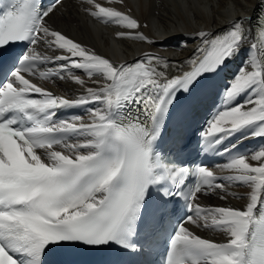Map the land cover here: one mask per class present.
Returning a JSON list of instances; mask_svg holds the SVG:
<instances>
[{
	"label": "snow or ice",
	"instance_id": "1",
	"mask_svg": "<svg viewBox=\"0 0 264 264\" xmlns=\"http://www.w3.org/2000/svg\"><path fill=\"white\" fill-rule=\"evenodd\" d=\"M81 4L88 5L82 10L91 17L128 30L118 32V38L154 46L172 43L174 37L180 48L195 47L188 58L178 62L145 52L131 63L115 64L50 23L63 0H56L44 11L35 0H8L0 13V48L20 41H29L30 47L12 78L0 87V130L4 132L0 147L4 165L0 170V264H19L10 253L25 254L39 264L50 243L82 242L99 247L115 242L128 247L122 233L135 220L146 189L169 178L168 168L152 159L158 116L167 114L178 89L187 91L197 77L215 70L245 44L254 55L235 76L226 95L233 99L255 88L257 98L220 112L202 135L218 143L254 122L264 125V63L255 55L256 51L264 53V25L254 35L249 16L244 15L230 21L229 30L220 34L204 30L171 38L163 34V41H157L140 32V22L125 12L98 0H81ZM38 64L55 67L40 71ZM75 69L83 70L96 87L87 86ZM26 77L52 83L71 81L84 91L74 98L57 95ZM89 103L100 106L89 109L87 118L53 120L57 108ZM127 104L139 105L147 123H141L140 117L122 125L113 121L111 111ZM8 112L24 113L32 125L14 128L15 120L4 119ZM41 113L44 118L37 119ZM61 133L84 139L69 143L58 138ZM255 134L264 135V126ZM218 167L231 173L222 177L228 183H217L214 170L205 166L194 170L198 183L186 194L192 215L178 225L166 264H264V149ZM157 168H163V174H157ZM187 172L180 170L182 176ZM236 182L250 188L241 207L199 203L201 195L225 199L229 185ZM188 224L219 231L226 240L202 238L189 230Z\"/></svg>",
	"mask_w": 264,
	"mask_h": 264
},
{
	"label": "bare ground",
	"instance_id": "2",
	"mask_svg": "<svg viewBox=\"0 0 264 264\" xmlns=\"http://www.w3.org/2000/svg\"><path fill=\"white\" fill-rule=\"evenodd\" d=\"M259 0H122V3H108V0H98L103 6L114 7L117 10L125 12L136 18L142 27L140 32L157 41H163L166 34L171 38L175 34L190 33L194 31H209L213 35L220 34L229 30L230 21L237 17L256 15L257 4ZM88 7L87 4H81V0H63V7L53 18L55 27L65 32L74 40L95 51L110 62L115 64H126L137 60L145 52H152L156 55L167 58L169 61H182L189 57V53L195 44L189 45L186 49L180 48L175 38H171L175 47H163L164 42H157L154 46L132 38H118L117 33L128 31L120 25L101 20L86 14L82 8ZM247 26V25H246ZM185 39H191L185 37ZM191 42L195 43V40ZM51 55L52 53H48ZM254 55V50L247 44L243 45L234 55L229 58V64L239 68L241 71L247 66V62ZM258 60L264 63L255 52ZM61 64L64 61L59 62ZM241 64L240 67L236 66ZM77 75L85 79L87 86L96 87L89 80L83 70L75 69ZM59 95H68L76 97L83 93L79 85L71 81L56 80L55 83L48 84ZM258 93L255 88H250L245 92L238 94L235 98L240 100L238 105L245 104L250 99L257 98ZM236 105V106H238ZM236 106H232L236 107ZM230 108V109H231ZM261 126L260 122H254L247 127L252 129L254 138H260L264 135H256ZM81 137L79 141H82ZM264 149V147L262 148ZM251 156V155H250ZM222 172L230 175L227 170ZM228 183V181H224ZM229 194L225 199H220L218 195H204L202 198L208 205L241 207L250 192L247 185L238 182L229 185ZM235 193V195H232ZM205 232V230H202ZM218 238L226 240L223 233L216 234Z\"/></svg>",
	"mask_w": 264,
	"mask_h": 264
}]
</instances>
